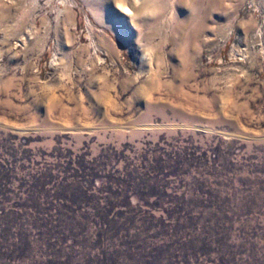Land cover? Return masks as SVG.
<instances>
[{
    "label": "rangeland",
    "instance_id": "374dc122",
    "mask_svg": "<svg viewBox=\"0 0 264 264\" xmlns=\"http://www.w3.org/2000/svg\"><path fill=\"white\" fill-rule=\"evenodd\" d=\"M0 264H264V0H0Z\"/></svg>",
    "mask_w": 264,
    "mask_h": 264
},
{
    "label": "trees",
    "instance_id": "16d2710c",
    "mask_svg": "<svg viewBox=\"0 0 264 264\" xmlns=\"http://www.w3.org/2000/svg\"><path fill=\"white\" fill-rule=\"evenodd\" d=\"M153 178V177H152ZM118 183L120 184H117V189L115 190V191H110L109 192V196L108 197H106V199H107V210L105 209V214H104V216L102 217V220L105 222V223H107V221H113L115 218H117V217H121V214H123L124 212L122 211V210H118V211H114L113 212V210H112V208H114V206H117V207H119L118 205H121V203H124V208H127V205L129 204V202H130V199H131V197H130V194L132 193H134L136 196H138L139 195V190H129V188L131 187V186H129V187H126L125 186V181L123 180V179H119L118 180ZM146 184V183H145ZM147 185V184H146ZM134 187H136L135 185H134ZM126 191H129L127 194H124V192H126ZM142 192H143V190H141ZM144 194H147L146 192H144ZM123 196V198H125L124 200H123V202H121L122 200H119V197L118 196ZM149 195H153V194H149ZM138 197H142L141 195L140 196H138ZM103 198H105V196L103 197ZM111 198H114V201H112L111 200ZM103 200V199H102ZM101 200V201H102ZM85 203L88 205L89 203H91L90 202V200H87V199H85ZM112 211V212H111ZM95 213H97V212H95ZM99 214V213H98ZM108 215H112V218L110 219V220H106V217H108Z\"/></svg>",
    "mask_w": 264,
    "mask_h": 264
},
{
    "label": "bare ground",
    "instance_id": "6f19581e",
    "mask_svg": "<svg viewBox=\"0 0 264 264\" xmlns=\"http://www.w3.org/2000/svg\"><path fill=\"white\" fill-rule=\"evenodd\" d=\"M145 3H146V1H145Z\"/></svg>",
    "mask_w": 264,
    "mask_h": 264
}]
</instances>
